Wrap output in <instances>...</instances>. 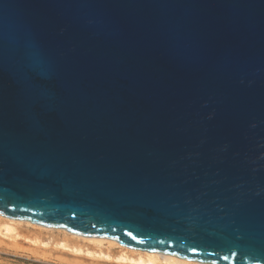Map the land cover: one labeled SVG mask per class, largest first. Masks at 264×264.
<instances>
[{"label":"water","instance_id":"95a60500","mask_svg":"<svg viewBox=\"0 0 264 264\" xmlns=\"http://www.w3.org/2000/svg\"><path fill=\"white\" fill-rule=\"evenodd\" d=\"M0 215L264 264V0H0Z\"/></svg>","mask_w":264,"mask_h":264},{"label":"bare ground","instance_id":"6f19581e","mask_svg":"<svg viewBox=\"0 0 264 264\" xmlns=\"http://www.w3.org/2000/svg\"><path fill=\"white\" fill-rule=\"evenodd\" d=\"M25 225L26 227L35 228L42 233H56L60 238L58 240H51L50 236L45 239L40 238L38 235H32L30 238H25L31 245L34 246H54L59 250H66L71 254L80 255L84 254L92 259L115 261L122 264H206L197 261H187L180 259L176 256H172L160 252H146L141 250H133L125 247L115 240L107 239L104 237H88L83 235H74L67 232L64 229H53L48 227H41L36 224H32L26 220L19 221L13 220L0 215V237L10 240L12 243L21 238L20 227ZM43 238V237H42ZM41 247V248H42ZM118 248L116 255H112L111 249Z\"/></svg>","mask_w":264,"mask_h":264},{"label":"rangeland","instance_id":"374dc122","mask_svg":"<svg viewBox=\"0 0 264 264\" xmlns=\"http://www.w3.org/2000/svg\"><path fill=\"white\" fill-rule=\"evenodd\" d=\"M20 228L21 238L17 239L15 243L0 237V264H122L111 260L92 259L84 254H71L52 245H48V247L31 245L27 240H24V237L30 238L33 234L38 235L40 231L25 225ZM40 235L41 239L49 236L51 240L60 238L56 233L50 234L45 231ZM117 250L118 248L111 249L110 253L114 256Z\"/></svg>","mask_w":264,"mask_h":264}]
</instances>
